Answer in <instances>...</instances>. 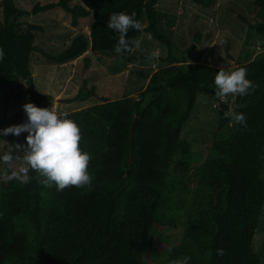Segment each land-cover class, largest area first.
Segmentation results:
<instances>
[{
  "label": "trees",
  "instance_id": "16d2710c",
  "mask_svg": "<svg viewBox=\"0 0 264 264\" xmlns=\"http://www.w3.org/2000/svg\"><path fill=\"white\" fill-rule=\"evenodd\" d=\"M72 1L38 4L25 11L15 0H1L0 48L5 56L0 61V87L23 79L32 88L34 51L58 64L88 51L133 60L134 43L128 51L116 53L119 33L107 28L110 15L120 12H134L140 22L146 15L147 26L130 29L126 38L134 42L141 32L150 34L167 47L163 61L168 64L148 76L139 99L104 98L67 114L81 130L80 148L91 156V189L45 188L31 166L25 176L29 180L0 184V264H143L154 244L152 230L175 226L172 217L182 210L184 238L169 251L171 260L189 256V264H262L252 243L264 207V52L238 65L247 69L255 86L249 95L236 98L235 112L245 115L246 126L237 123L231 141L216 145V156L193 169L192 146L181 134L198 94L216 96L214 78L220 69L177 56L180 49L159 27L158 0ZM191 1L205 8L212 3ZM55 8L71 16L73 27L93 17L89 35L77 34L59 55L37 48L35 33L42 28L25 22L30 15ZM239 19L264 37V0H254L250 20L241 15ZM195 40L197 44L200 36ZM83 61L88 67L90 59ZM96 95V87L84 83L72 102ZM220 117L225 124L224 112ZM22 118L23 114L17 116ZM12 146L0 153L12 157L7 164L14 159ZM218 248L222 256L216 254Z\"/></svg>",
  "mask_w": 264,
  "mask_h": 264
},
{
  "label": "rangeland",
  "instance_id": "374dc122",
  "mask_svg": "<svg viewBox=\"0 0 264 264\" xmlns=\"http://www.w3.org/2000/svg\"><path fill=\"white\" fill-rule=\"evenodd\" d=\"M55 1L15 0L17 6L25 11H30L38 4L43 6ZM74 3H78V0H73L71 4ZM253 4L254 0H212L210 7L205 8L191 0H158L156 11L160 29L180 49L177 56H186L183 60L190 63L231 71L238 69L240 64L257 59L264 52V37L249 31L247 24L239 19L241 15L250 20ZM2 19L0 6V21ZM25 22L26 26L32 24L42 28L41 32L35 33L34 44L37 48L48 54L59 55L77 34L89 35L93 17L82 18L79 26L73 27L71 16L63 9L55 8L30 15ZM141 23L143 28L147 26L146 15H143ZM198 35L200 41L195 44ZM137 40L140 41V47L134 48V59L131 61L108 52L88 51L72 62L58 64L34 51L30 58L32 88L23 79L4 83L0 87V129L27 122L23 106L29 102L40 108L53 107L59 116L98 104L104 98L139 99L140 92L147 86L148 76L168 64L163 61L168 56V49L146 32H141ZM193 44L195 48L185 55L183 51ZM140 56H147L148 60L138 59ZM84 57L90 59L88 67L83 61ZM84 83L88 87H96L97 95L86 102H72ZM229 97L221 102L214 95L198 94L181 134V140L192 146L193 169L216 156V145L231 141L234 137L237 122L229 116L225 124L220 123V113L227 111L230 105ZM20 114H23L21 120L17 119ZM27 135L0 136V153H7L11 145L14 151V159L10 164L5 161L0 163V184L25 178L30 166L25 159ZM191 189L196 191L195 183ZM184 212L182 210L173 215L175 226L152 230L154 244L146 252L143 264H171L173 260L169 257V251L178 247L184 238ZM252 249L264 264V207Z\"/></svg>",
  "mask_w": 264,
  "mask_h": 264
},
{
  "label": "clouds",
  "instance_id": "9594fccd",
  "mask_svg": "<svg viewBox=\"0 0 264 264\" xmlns=\"http://www.w3.org/2000/svg\"><path fill=\"white\" fill-rule=\"evenodd\" d=\"M131 15L120 12L110 15L107 28L119 33V39L115 47L116 53L129 50L130 44L140 47V41H130L127 33L130 29L142 30V23ZM5 56L4 50L0 48V61ZM216 98L225 102L231 95L232 103L224 112L225 117L229 116L238 124L246 126V117L243 113L234 111L239 107L235 103L237 97L249 95L254 89V84L247 78V69L240 67L235 70L226 71L221 69L214 78ZM24 111L27 115V122L12 125L0 129V136L9 134L20 136L27 133V150L25 159L40 177L39 183L45 188L55 186L57 191H62L69 186L80 188L92 187V177L88 171L91 156L84 152L79 144L81 141V130L77 123L67 117V114L57 115L55 109L40 108L34 103H26ZM10 155L0 156V160L8 161ZM30 178L25 177V180ZM216 254L222 256L223 249H216ZM191 257L184 256L171 264H189Z\"/></svg>",
  "mask_w": 264,
  "mask_h": 264
},
{
  "label": "water",
  "instance_id": "95a60500",
  "mask_svg": "<svg viewBox=\"0 0 264 264\" xmlns=\"http://www.w3.org/2000/svg\"><path fill=\"white\" fill-rule=\"evenodd\" d=\"M231 103H232V99H231V95H230V97L228 99V104H231ZM235 103H236V101H235ZM235 110H236V108L234 109V111ZM137 124H138V120H135L134 123H133L132 129H131L132 136L134 135V131H135L136 127H137Z\"/></svg>",
  "mask_w": 264,
  "mask_h": 264
}]
</instances>
